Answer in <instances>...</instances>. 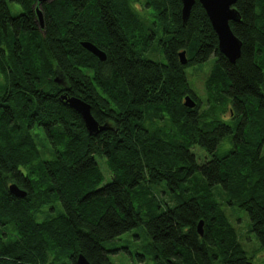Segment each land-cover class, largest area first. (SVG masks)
Instances as JSON below:
<instances>
[{"label": "trees", "instance_id": "16d2710c", "mask_svg": "<svg viewBox=\"0 0 264 264\" xmlns=\"http://www.w3.org/2000/svg\"><path fill=\"white\" fill-rule=\"evenodd\" d=\"M13 1L16 15L0 0V264H76L80 252L92 264H113L105 243L141 224L156 264H252L213 188L247 211L264 246V0L235 4L242 18L231 26L243 42L235 62L220 52L199 0L186 25L181 0H53L43 4V28L37 0ZM145 7L157 29L140 13ZM157 31L166 62L142 55L140 44ZM212 57L202 111L187 69ZM63 93L89 103L107 128L90 134ZM187 95L195 107L185 105ZM227 111L233 124L222 118ZM205 115L215 121L202 123ZM230 134L233 146L218 155ZM196 145L212 157L199 163ZM13 182L25 197L10 193ZM160 192L175 204L164 208Z\"/></svg>", "mask_w": 264, "mask_h": 264}, {"label": "rangeland", "instance_id": "374dc122", "mask_svg": "<svg viewBox=\"0 0 264 264\" xmlns=\"http://www.w3.org/2000/svg\"><path fill=\"white\" fill-rule=\"evenodd\" d=\"M9 3L10 10L13 15H16L21 12V7L18 3L13 0H7ZM142 4V3H141ZM38 5V4H37ZM36 5V6H37ZM138 8H141V5L137 4ZM43 10V9H42ZM140 13L144 15L147 21L152 24L154 18L152 17V9L142 8ZM39 23V22H38ZM154 29H157L156 25H151ZM40 27V25H39ZM41 28V27H40ZM162 38V32L157 31L156 35L151 39L146 46L141 43L140 47L142 50V55L146 58L156 60L159 62H166V58L162 47L159 44V40ZM214 58L212 57L207 62L202 65H197L187 69L189 83L191 88L202 98L203 102L201 105V110L207 108L208 106V94L205 88V79L211 71L214 64ZM0 82L3 84V77L0 75ZM2 95V88L0 87V96ZM226 116L222 118L230 124H233V120L229 119V111L226 112ZM203 122L215 121L214 117L205 115L201 118ZM32 133L36 136L39 141L40 148L43 150V154L46 157L50 156L49 152L45 151V147H50L48 139L45 137V133L40 127H35L32 129ZM232 134L226 136L221 143L219 144L217 154L222 155L226 150L233 146ZM196 154L197 161L199 163L204 162L206 159L212 157L207 150L200 145H196L192 148ZM264 153V145L262 148ZM101 169L105 173L107 179L111 178V174L108 168V165L104 158H98ZM197 177L202 175V172L198 170L196 172ZM164 187H162L163 189ZM216 192L217 199L221 203L222 207L226 210L229 219L233 226L235 227L238 235L239 241L242 243L244 249L247 251V255L251 258L252 264H264V246L261 244L260 240L257 238L256 234L251 231V220L247 211L239 209L233 204L228 202V198L224 193H221L220 190L216 187L213 188ZM160 198L163 200L162 206L167 208V205L173 206L175 204L173 197L167 193L160 192ZM168 202V203H167ZM61 210V209H60ZM145 214L149 209H141ZM44 216H39V219L42 220ZM152 237L147 233L145 225L141 224L137 227L132 228L131 230L121 234L115 240L108 241L105 243L107 250H112L108 253L110 260L113 264H156L155 251L156 248H152Z\"/></svg>", "mask_w": 264, "mask_h": 264}, {"label": "water", "instance_id": "95a60500", "mask_svg": "<svg viewBox=\"0 0 264 264\" xmlns=\"http://www.w3.org/2000/svg\"><path fill=\"white\" fill-rule=\"evenodd\" d=\"M53 0H37L35 4V11L37 13V20L41 28L44 26L43 16V4L52 2ZM183 3L182 15L183 24L186 25L191 13L192 6L196 0H181ZM205 8L212 26L218 35L219 50L222 52L231 62H235L241 55L242 40L235 34L232 29L231 23L241 20V13L236 7L237 0H199ZM38 4V5H37ZM37 5V6H36ZM82 45L96 55L100 60L107 59V54L101 48L91 41H82ZM181 62L187 64L188 58L186 51L183 50L179 53ZM55 82L60 85H66L62 74L57 73ZM60 99L71 108L75 109L83 118L87 131L92 135H97L101 131L107 128V123H100L93 115L91 111V105L80 97L69 96L67 93H63ZM197 104L196 100L187 95L185 97V105L193 108ZM10 193L17 197H25L27 190L21 188L17 183L13 182L8 185ZM204 220L201 219L198 223V231L203 235ZM76 264H92L89 259L83 254L79 253L76 258Z\"/></svg>", "mask_w": 264, "mask_h": 264}, {"label": "bare ground", "instance_id": "6f19581e", "mask_svg": "<svg viewBox=\"0 0 264 264\" xmlns=\"http://www.w3.org/2000/svg\"><path fill=\"white\" fill-rule=\"evenodd\" d=\"M80 253H82V252H80Z\"/></svg>", "mask_w": 264, "mask_h": 264}]
</instances>
